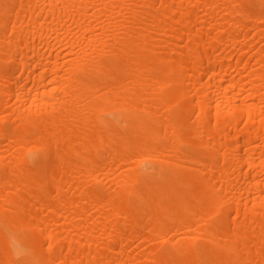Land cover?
<instances>
[{
    "label": "bare ground",
    "instance_id": "6f19581e",
    "mask_svg": "<svg viewBox=\"0 0 264 264\" xmlns=\"http://www.w3.org/2000/svg\"><path fill=\"white\" fill-rule=\"evenodd\" d=\"M0 264H264V0H0Z\"/></svg>",
    "mask_w": 264,
    "mask_h": 264
},
{
    "label": "clouds",
    "instance_id": "9594fccd",
    "mask_svg": "<svg viewBox=\"0 0 264 264\" xmlns=\"http://www.w3.org/2000/svg\"><path fill=\"white\" fill-rule=\"evenodd\" d=\"M11 249L14 256H19L23 253V249L17 247L15 243L11 245Z\"/></svg>",
    "mask_w": 264,
    "mask_h": 264
}]
</instances>
